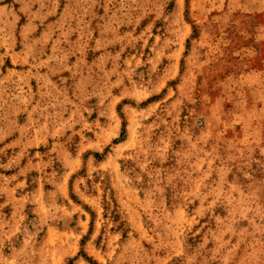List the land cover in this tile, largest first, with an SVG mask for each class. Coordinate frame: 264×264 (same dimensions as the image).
Wrapping results in <instances>:
<instances>
[{
	"label": "rangeland",
	"instance_id": "374dc122",
	"mask_svg": "<svg viewBox=\"0 0 264 264\" xmlns=\"http://www.w3.org/2000/svg\"><path fill=\"white\" fill-rule=\"evenodd\" d=\"M0 264H264V0H0Z\"/></svg>",
	"mask_w": 264,
	"mask_h": 264
}]
</instances>
